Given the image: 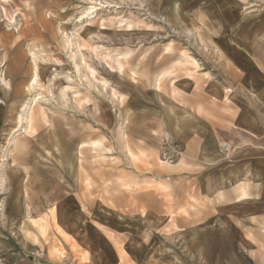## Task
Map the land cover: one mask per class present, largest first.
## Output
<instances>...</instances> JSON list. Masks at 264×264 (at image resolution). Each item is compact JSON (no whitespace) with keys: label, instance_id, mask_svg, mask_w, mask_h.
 <instances>
[{"label":"rangeland","instance_id":"obj_1","mask_svg":"<svg viewBox=\"0 0 264 264\" xmlns=\"http://www.w3.org/2000/svg\"><path fill=\"white\" fill-rule=\"evenodd\" d=\"M0 259L264 264V0H0Z\"/></svg>","mask_w":264,"mask_h":264},{"label":"bare ground","instance_id":"obj_2","mask_svg":"<svg viewBox=\"0 0 264 264\" xmlns=\"http://www.w3.org/2000/svg\"><path fill=\"white\" fill-rule=\"evenodd\" d=\"M89 8H93V6H90ZM87 12V11H86ZM89 12H87V14H88ZM92 13V12H91ZM90 13V14H91ZM33 56H34V54H32ZM1 80L2 81H4L5 83H6V81H5V79L4 78H1ZM38 83V73H37V66H35V68H34V70L31 72V74H30V77H29V79H28V82H27V87L28 88H33V86L35 85V84H37ZM33 102H36V98L34 97L33 98ZM31 111L32 110H30V112L28 113L29 115H27L25 118L24 117H22L21 115H19L18 116V122L19 123H21L22 122V120H23V118H24V120H25V126H24V131L25 132H28V130L31 128V124H32V118H31ZM34 112V111H33ZM31 133V132H30ZM27 206H28V204H26ZM27 216H30V210L28 209V211H27Z\"/></svg>","mask_w":264,"mask_h":264},{"label":"crops","instance_id":"obj_3","mask_svg":"<svg viewBox=\"0 0 264 264\" xmlns=\"http://www.w3.org/2000/svg\"><path fill=\"white\" fill-rule=\"evenodd\" d=\"M182 121H184L182 118H178V117H176V118L173 120V122H174L173 124H175V126H176V125L179 126V125H182V123H183ZM34 238H36V236H34ZM54 248H55V247H54Z\"/></svg>","mask_w":264,"mask_h":264},{"label":"built area","instance_id":"obj_4","mask_svg":"<svg viewBox=\"0 0 264 264\" xmlns=\"http://www.w3.org/2000/svg\"><path fill=\"white\" fill-rule=\"evenodd\" d=\"M0 264H4L3 261L0 259Z\"/></svg>","mask_w":264,"mask_h":264}]
</instances>
